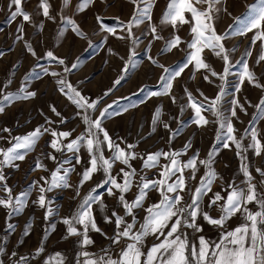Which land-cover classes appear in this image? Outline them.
<instances>
[{"label": "rangeland", "instance_id": "374dc122", "mask_svg": "<svg viewBox=\"0 0 264 264\" xmlns=\"http://www.w3.org/2000/svg\"><path fill=\"white\" fill-rule=\"evenodd\" d=\"M8 2L9 0H0V51L4 53L0 56V89H4L5 93H17L23 85L26 91H33L36 95L28 99H15L10 104H5L4 112L0 113V148L10 147L13 137L26 135L39 126L71 132L72 135L64 140L65 144L85 132L87 126L82 119L85 110L78 108L72 100H69L68 95H65L67 88L65 92L60 90L57 81L63 79L89 102L98 101L95 109H87V114L92 119L100 117L101 111L107 109V115L101 118L102 128L108 132L113 141L120 143L121 147L126 148L127 144L136 145L134 151L142 157L156 151H179L181 155L178 159L185 162L197 151L198 159H207L209 151L215 149L212 167L218 176L211 185L212 192L201 197L200 206L203 211L216 218L221 214L219 203L211 208L208 207L213 194L220 192L226 197L225 189L229 184L246 188L245 177L241 171L242 158L237 155L235 144L229 142L230 147H223L222 134L226 133V129L220 130L218 138L219 123L210 110H202V115L209 121L207 125L197 126L194 123L195 112L190 106L185 89L187 88L196 101L203 102L206 106L204 97L214 98L223 86L224 115L231 118L233 107L231 100L234 96L246 110L241 111L237 108V118H231L236 130L234 134L238 139L244 137L241 143L246 151L241 150L242 155L249 164L252 182L257 185L259 192L264 193V184L260 183L264 177L256 171L257 168L264 169V155L258 156L254 148L248 147L252 143L250 136L252 127L257 129L258 138L264 143V118L255 107L264 96V90L245 82L241 86V91L235 92L238 73L241 71V66L237 62L243 59L248 60L250 67L259 77V82L264 84V75H262L264 61L256 63L264 41L257 40L255 44L251 43L256 30L245 35H229L223 41L225 48L230 50L231 64L224 82H221L218 76L212 77L204 69L195 70L194 65L189 64L181 75L172 81L171 95H150L162 90L165 81L160 77L168 75L164 68H169L171 71L178 70L186 62L190 51L188 43L193 40L190 24L180 25L175 29L171 23L161 24L169 0H154L151 21L144 18L139 25L134 24L131 37L126 26L137 9V5L131 0H69L67 6L64 5V0H47L50 4V15L54 19H48L43 15L42 9L38 7L40 0H23V9L32 17L30 22H24L22 17L9 22L10 12L14 9L8 8ZM146 3L147 0H141L139 8L143 9ZM255 4H258V0H220L216 5L219 11L213 13V23L217 33L223 34L226 31L234 33L240 26L236 18L241 21L246 19L250 12L249 6ZM195 6L200 9L207 7L206 4ZM225 8L227 12L224 11ZM97 17L100 19L98 20ZM185 17L191 21L190 13H185ZM69 20L75 21L84 33L83 36L73 31L72 25L68 23ZM21 23H23V39L17 40L16 36L20 33H17L16 29ZM150 25L157 26L158 34L162 39L153 38ZM229 25L232 27L229 28ZM108 28L113 31H107ZM174 35L181 37V45L172 48L171 51H165L166 41ZM26 42L31 44L35 56L25 47ZM232 49L234 51H231ZM246 50H250L252 55L244 56ZM48 51H52L55 57L64 59L65 63L61 65L58 60L48 58L46 56ZM202 55L217 73L223 72L224 62L220 57L207 49ZM153 60L156 63H153ZM73 64L77 67L72 68ZM65 68H69L70 71L65 72ZM44 69L48 71L45 72ZM52 72L59 75L53 76ZM205 75L209 76L211 83L203 78ZM118 79L120 82L116 84ZM9 80L11 83H8ZM172 97H175V103ZM52 107H55L60 116L51 110ZM158 107L159 119L153 125V116ZM46 120L54 123L47 124ZM164 123L169 125L172 132L177 133L170 143L172 132L164 128ZM4 128L10 129V132L2 131ZM246 129L249 130L247 135ZM98 138L103 140V132L98 134ZM51 139V135L45 133L39 138L35 148L27 154L25 160L15 161L19 164V168L7 166L2 169L13 196L22 191L30 192V195L20 212H11L9 208L0 206V247L4 248L0 253V264H22V257L26 258L25 261H34L32 264L40 261L37 256L44 255L50 249V245L49 248L46 247L47 242L61 235H69L68 226L63 223V219L72 217L90 190L106 179V174L101 168L93 173L90 180L80 185L81 174L85 168L91 166L86 146L82 143L79 152H69L66 149L56 152L50 147ZM188 142L191 143V147L183 151L184 145ZM102 151L105 158L112 156V151L107 147L106 142L102 144ZM48 153H52L56 160L49 159ZM77 155L80 157V163H76ZM38 158L45 165V169L36 168ZM166 163L169 161L161 157L160 165ZM131 164L136 169L137 175L132 178L133 186L125 194L129 202L134 200L138 192L140 176L158 179L161 170L160 166L143 168V161L140 158L132 160ZM58 167L61 168V174H63L62 168L73 169L67 177L71 187H56L46 193L47 200L51 202L49 207L52 209V214L45 219L47 209L33 203L37 200L39 192L38 188L32 186V182L38 181L43 184L41 177L50 180L51 172ZM121 168L128 170L125 165L116 161L111 175L116 176L122 183ZM205 171L203 165H198L193 179L192 170H184L187 190L181 193L184 197L183 203H191L192 194L200 184V178L204 176ZM108 187L111 185H103L96 188V192L93 193L94 196L102 199L105 207L101 209L99 201L93 203L92 214L99 228L106 226L112 230L111 237L116 232L113 212L125 217L126 223H132L135 216L134 230H139L147 215L146 209L161 199L156 190H149L142 205L133 209L132 215H125L123 205L118 200L119 193L109 196ZM0 198H7L3 190H0ZM248 208L253 212L259 210V206L255 203L249 204ZM105 216L111 217L112 222H105ZM229 223L230 226L233 223L242 224L244 217L242 215L237 220L236 216H233L228 219L225 230H230V227L226 228ZM8 224H12L14 230H9ZM29 224L30 228L25 235L26 225ZM203 224L207 230L212 231L211 225L204 219ZM75 226L83 232V226L78 224ZM181 231L189 235L191 228L184 227ZM152 236L154 235L145 237L144 246H150L157 239L156 236ZM124 242L130 241L126 239ZM39 248L43 250L37 254L36 250ZM75 248L76 246L68 248L67 256H73L76 252Z\"/></svg>", "mask_w": 264, "mask_h": 264}, {"label": "snow or ice", "instance_id": "6c2138e0", "mask_svg": "<svg viewBox=\"0 0 264 264\" xmlns=\"http://www.w3.org/2000/svg\"><path fill=\"white\" fill-rule=\"evenodd\" d=\"M23 0H9L8 8L12 10L9 16V22L15 21L18 17H22L24 22L31 21V14L25 11L22 7ZM134 5H137L136 11L133 13V18L127 22L128 35L132 36V26L139 25L143 22L144 18L151 21V8L153 7L154 0H147L146 6L143 9L139 8L141 0H131ZM220 0H169L167 9L165 10L161 24L171 23L173 28H177L180 25L190 24V30L193 34V40L188 43V49L190 50L186 57V62L178 69L171 71L169 68H164L167 76L162 75L161 80L165 81L162 90L153 92L150 95H171V89L173 87L172 81L181 75L185 68L189 64L194 65L195 70L204 69L210 73L212 77H219L221 82L226 80L228 76L231 64L229 49L225 48L223 43L229 35L238 34L245 35L247 32L255 31V35L252 38L251 43L255 44L257 40L264 41V0H258V4L250 5V12L246 19L239 20L240 26L234 33L226 31L223 34H218L214 26V11H219L216 5ZM69 0H64V5L67 6ZM196 4H206L204 9L197 8ZM39 9H42V13L48 19H54L50 15V4L47 0H40ZM79 10V6H78ZM227 12V9H224ZM185 13L191 14V21L186 19ZM231 15V13H228ZM99 20L100 18L97 17ZM194 21V23H192ZM68 23L72 25L73 31L77 35L83 36L84 33L79 29L74 20H69ZM151 32L154 39H162L158 34V28L156 25H150ZM232 26L229 25V28ZM17 40L23 39V23H21L17 29ZM107 31L112 32L113 29L108 28ZM182 43L179 35H174L172 38L166 41L165 51H171L172 48L179 47ZM27 50L35 56L31 44L25 43ZM207 49L211 51L215 56L220 57L224 62V68L222 73H217L205 60L202 53ZM231 51H234L232 49ZM4 53L0 51V56ZM252 52L246 50L244 56H251ZM48 58L58 60V63L63 65L64 59L54 56L52 51L46 53ZM152 60L151 57H149ZM264 61V44L261 46V53L258 56L256 63L259 64ZM156 63L155 60L152 61ZM241 66V71L238 73V83L235 87V92L241 91V86L247 82L255 87L264 90V84L259 82V77L256 75L253 68L250 67L247 59H243L237 62ZM77 65L73 64L72 68H76ZM127 67V65H126ZM161 67H163L161 65ZM45 72L48 69H44ZM70 71L69 68H65V72ZM53 76H58L56 72L51 73ZM264 75V72H262ZM206 81L211 83L208 75L203 77ZM118 79L115 83L119 84ZM11 83V80L8 81ZM60 85V90L65 92V88L68 89L65 95H68L69 100L80 109H84L85 112L82 116L84 124L87 126L85 132L81 133L75 139L70 140L68 143H64V140L72 135L68 131H57L55 128H49L39 126L26 135L13 137L10 141L11 146L3 149L0 148V190H3L7 194V198H0V206L9 208L11 212H20L23 210L27 203L30 192L22 191L18 195H12V189L6 183V177L4 176L2 169L7 166L19 168V164L15 161L25 160L27 154L31 152L39 138L45 133H49L52 137L50 141V147L56 152H62L65 149L69 152H79L81 144L86 146L90 155V167L85 168L81 174L80 185H83L86 181L92 178L93 173L97 172L101 168L106 174V179L96 185L90 190L89 194L85 196L84 200L80 204L77 212L72 217H66L63 219V223L67 225V232L69 235H82V245L87 246L93 243V240L89 237L88 232L90 230L101 232L98 227L95 218L92 214V204L99 201L101 209L105 207L102 199L99 196H94L96 188L103 185L110 184L111 187L107 188L109 196H114L119 193L118 200L123 205L125 215H132L133 209L142 205L149 190H156L161 199L158 203L150 205L147 209V215L144 217V223L141 224L139 230H134L135 216H133L132 223H126L125 217L118 215L116 212L112 213V217H115L116 232L112 237H109L112 244L119 245L125 239L128 243L121 249L118 258H112L105 250V255L95 259H89V253L83 252L85 257L83 264H264V193L258 191L256 184L252 182L253 177L249 171V164L246 162V157L242 155L243 145L241 141L244 137L239 139L236 137L235 128L231 118H237V108L241 111H246L243 104L235 96L231 100V118L224 115L222 111V100L225 94V89L221 86L220 91L214 98L204 97L205 103L196 101L187 88L185 92L189 97V103L195 112L194 123L197 126L207 125L209 121L202 115V110L211 111L217 118L219 123L218 138L221 129H226V133H223L224 143L223 147H230L229 142L235 144L237 149V155L241 156L242 164L241 171L245 177V187L237 186L235 184H229L227 186V196L224 197L220 192H215L212 199L209 201L208 207L211 208L219 203L220 216L218 218L212 217L208 212L203 211L200 206L201 197L212 192L211 185L217 178L218 174L212 167L213 153L215 149L210 150L207 159H198V151L190 157L187 161L181 162L178 158L181 155L179 151H156L154 153H148L146 156H140L134 151L136 145L127 144L126 148L121 147L120 143H117L111 139L108 132L102 128L101 118L107 115V109L101 111L100 117L92 119L87 114V109H95L98 101L89 102L79 91L72 88L70 84L63 79L57 81ZM111 91V89H109ZM71 93V95L69 94ZM107 94V93H105ZM36 95L33 91H26L22 85L17 93H5L4 89H0V113L5 110V104H10L15 99H28ZM203 95V93H201ZM173 103H175V97H172ZM259 114L264 118V96L260 98L259 103L255 105ZM57 116L60 113L56 111L55 107L51 109ZM126 110V109H125ZM183 111V108L181 109ZM80 115V113H77ZM160 108L156 109V113L153 116V125L159 119ZM47 124L54 123L51 120H46ZM63 123V121H61ZM164 128L169 129V125L164 123ZM155 128H153V131ZM4 132H10V129H2ZM172 132L171 129H169ZM103 132V140L98 138V134ZM248 129L245 130L247 135ZM176 132H172L169 138V143L176 135ZM251 141L248 145L249 148H254L256 155H264V143L258 138V132L255 127L250 131ZM107 143V147L112 151L110 158H105L102 151V144ZM123 142V141H122ZM191 147V143L188 142L184 145L183 151H187ZM163 157L169 161L164 165H160V158ZM48 158L56 160V157L52 153H48ZM137 158L142 159V167L145 169L156 168L160 166L159 178L148 179L146 176L141 175L139 183L137 185L138 192L133 201L129 202L125 198V194L130 191L133 186V177L137 175V171L132 167L131 161ZM76 163H80V157L75 156ZM116 161L125 165V168L120 169V173L123 176V182H119L116 176L111 175V170ZM67 161H65L66 163ZM203 165L206 169L204 176L200 178V184L195 188L191 197V203H183L184 197L182 192L187 190V178L184 175L185 169L192 170V177L195 178L197 166ZM36 168L45 169V165L40 162L39 158L36 161ZM72 168L58 167L55 171L51 172V179L41 177L44 181L40 184L38 181H33L32 186L38 188V198L33 203H36L41 208H46L45 219L52 214V209L49 207L50 201L46 198V193L52 191L56 187H71L68 182V174L72 171ZM256 171L264 177V169L257 168ZM175 177V179H172ZM261 184H264V180H261ZM77 195H79V188H77ZM255 203L259 206V210L253 212L248 208V205ZM242 214L244 217V223L239 224L232 230L222 231L219 240L212 242L207 240L203 235L199 236V243L191 244L188 240L187 234L182 232L184 227L191 228L196 232H201L202 228L198 224V217L202 216L203 219L212 226L225 227L226 221L231 217ZM105 222L111 223L112 218L105 216ZM83 226V232L81 233L75 225ZM30 228V224L26 225L25 235H27V229ZM9 230H14L12 224H8ZM106 235V234H105ZM148 235H154L157 238V242L153 243L151 247L144 252L145 237ZM43 249H37V254ZM4 251L3 247H0V253ZM15 253H13V256ZM60 254H57L59 256ZM26 258H21V262ZM46 264L48 262L46 261Z\"/></svg>", "mask_w": 264, "mask_h": 264}, {"label": "crops", "instance_id": "0c3cea01", "mask_svg": "<svg viewBox=\"0 0 264 264\" xmlns=\"http://www.w3.org/2000/svg\"><path fill=\"white\" fill-rule=\"evenodd\" d=\"M235 216L238 220L240 219L242 214H237ZM198 224L201 226L202 231L196 232L191 229L190 234L187 235L188 240L191 244L198 245L200 235H203L209 241L216 242L219 240L221 232L225 231V227L221 229L220 227L212 225L210 226L212 227V231L207 230L205 228V225L203 224L202 216L198 217ZM236 226H238V224L235 225L233 223L230 226L229 223L226 228L230 227V230H232ZM111 233L112 230L108 227L106 228V226H102L101 232L90 230L88 232V235L93 240V243L87 246H84L81 243L83 239L82 235H61L60 237L58 236L57 238L50 240V242H47L48 246L46 245V247L49 248L50 245V249H48V251L44 255L37 256L40 261H38L36 264H46V261L48 262V264H83V261L85 259V257L82 255L83 252H88L90 254L88 257L89 259H95L104 256L105 250L107 251L108 255L112 256V258H118L120 251L125 246L126 242L123 241L120 245L112 244L111 240L109 239V237H111ZM156 242L157 239L153 241L152 244ZM151 245L144 246L142 250L144 252H147V249L151 247ZM73 246H76V252L73 256H70V258L69 256H67V249ZM57 254L60 255L57 256ZM32 262L34 261H24L22 262V264H32Z\"/></svg>", "mask_w": 264, "mask_h": 264}]
</instances>
